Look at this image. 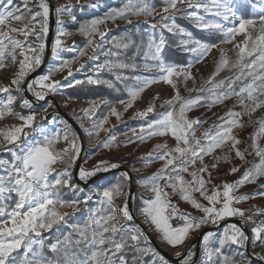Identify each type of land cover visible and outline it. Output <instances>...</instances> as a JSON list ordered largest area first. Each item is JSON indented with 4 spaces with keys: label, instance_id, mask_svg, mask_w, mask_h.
Masks as SVG:
<instances>
[{
    "label": "snow or ice",
    "instance_id": "1",
    "mask_svg": "<svg viewBox=\"0 0 264 264\" xmlns=\"http://www.w3.org/2000/svg\"><path fill=\"white\" fill-rule=\"evenodd\" d=\"M37 10L28 7L29 0H21L23 7L16 5L14 0H0V69H3L5 62L10 58L13 64L18 60V71L11 80V85H14L17 92L22 91L20 85L23 83L25 76L29 71L39 67L42 61V55L45 50V38L48 34V17L49 4L46 0H36ZM94 6V5H92ZM188 8H203L206 12H211L212 15L220 17L223 20L232 18L238 23H234L232 27L225 28L218 22H206L196 12L186 13L196 22V27L201 30H218L223 34L221 43H231L237 36H243V40L235 44L237 51V59L234 63L224 58V53L221 52V59L217 64L216 71L212 77L205 81V84L211 87L205 88L201 86L197 91L195 98L184 100L177 92L172 99L166 101L171 108L179 104L178 110H169L160 114L158 119L148 122L140 128V133L137 138L144 141L146 138L153 136H165L169 133L175 140V146L167 149V145H156L154 151L155 156H150L148 162L153 160L163 161V166L157 173L142 182V186L147 187L154 193V198L145 201L146 208H143L142 214L150 220L155 226L157 232L161 234V238L170 246L177 247L184 243L189 233L201 227V225L211 221L216 223L225 217L239 216L245 217V212L234 207V204H239L246 200L247 196H235L237 189L246 183H255L257 179L264 178V147H260L256 140L264 137V119L257 121L259 127L251 139V145L255 150V156L259 158L258 163H254L250 168L246 169L242 176L233 183H224L222 192L219 188L214 187L211 194H208L207 185L211 183V173L208 166L204 164V157L211 155L216 149L221 148L226 143L230 142V150L235 152V156L240 160L245 159L243 152L239 150L237 145L241 142L233 134L234 128H241L239 118L243 114L249 115L257 109L264 108V15L259 17V31L253 37L249 29L255 30L256 20L246 19L238 15L232 5L227 3V0H164V7L160 20L151 23V28L156 29L157 26L161 29H166L168 32L181 33L185 39H181L178 47L183 51L192 53L196 59L195 63H199L208 52L217 47L215 44L204 43L199 39H195L192 35L185 31L175 23H166L169 19L167 15L172 11H179L181 7ZM72 5H61L56 8V14L59 18L61 15L70 12ZM255 7V5H254ZM155 11L148 0H128L127 4L120 9H112L104 18L94 19L87 24L80 26V33L87 38L85 48L79 53L80 56L86 55V49H92V56L89 59H96L97 50L101 43L95 42L94 37L99 36L100 42L104 41L107 35L106 31H101L100 26L107 21L115 22L117 19H124L131 23V16H151ZM264 11V9H262ZM75 21V17H72ZM14 22L20 23L22 27H15ZM59 26L60 20L57 19ZM66 33L62 28L58 27L57 37L52 44L53 59H58V51L61 50L63 41L60 37ZM23 37V40L17 37ZM29 37H34L37 42L35 45L29 43ZM166 41L161 35L159 41L155 39L149 41L147 51L144 52L145 59H151L157 63L154 65H145L146 71H151L152 68H157L160 75L158 78L141 79L140 77H132L136 80L137 86L127 88L129 99L125 102V111L132 107L133 102L139 95L149 86L154 83L163 82L171 85L174 89L176 83L173 77H183L186 81L194 78L191 76L190 69L192 63L181 65L176 63H165L160 53L163 50ZM135 46L136 54L140 52V45L135 44L132 39L116 40L114 38L112 47L118 50H128ZM119 51H105V57H119ZM255 54V55H254ZM246 57H254L246 61ZM72 60H64L58 65L51 67L50 71L33 80L28 85V90L32 91L36 99L44 100L47 94H57L63 87H73V83L67 85L59 80H54L52 77L56 73L63 72L68 69V76L72 75L71 64ZM81 68L84 65L80 66ZM135 63L122 62L118 59H108L104 63L98 64L94 71L107 69L115 76L116 81H124L129 79L128 76L117 72V69L135 70ZM239 69V75L235 79L228 81L220 80L214 82V77L223 69ZM79 71V69H77ZM67 80V76L64 78ZM239 82L238 91L234 85ZM75 85L84 84L85 81L76 80ZM88 84H104L109 88L114 86V82L110 80L93 79L89 77L86 81ZM36 89H39L38 91ZM0 92H9V87L0 88ZM235 96L238 105L243 108V113L229 110L225 116L219 118V123L213 125L215 132L211 135L210 130L203 133L201 138L195 137V125L203 123L198 119H187L186 113L193 107L201 104L202 101L210 102L211 105L223 103L225 100ZM15 97L8 95L7 100H0V119L4 118L6 112L11 113ZM92 106L84 110V116L92 119L98 107L97 102H91ZM107 103V101H104ZM23 108L31 110V104L25 100L21 105ZM153 111V106H149L145 111L137 113L138 116H146ZM111 115L117 120L121 118V114L113 107ZM22 123L19 126H13L10 130H0V138L6 145H12L11 151L13 159L7 161L0 159V169L3 170V175H0V217L5 219L0 220V264H17V258L13 253L18 250H23L21 264H129L123 253L132 252L131 264H142L141 257L152 253L157 255L154 249L148 245L147 238L142 232L125 226L122 221H130L133 219L128 208V194L123 190V184L118 183L106 187L102 192L98 193L101 196L99 206L91 209V214L84 226L73 225V230L78 236V239H71V234L65 236L63 240H57L55 243L47 245L50 252L54 254L55 259H46L42 255V249L45 247L43 239H40V230H48L54 224H58L64 219V215L57 211V205L60 208H72L76 210L80 203H87L90 197H86L84 201L77 199H63L60 194L61 188H68L75 191L78 186L71 183L72 176L69 169L75 163L79 154V146L77 138L68 130L65 131L62 139L67 143V147L57 152L53 146L57 144L61 137L59 133L55 136L44 135L42 141H37L34 144H27L21 152L15 149L19 147V141L22 137L26 138L27 133L25 128L32 127L35 120V113L30 111L27 116L19 115L16 117ZM108 117L105 116L98 123L94 122L95 135L104 129V124ZM133 132L136 130L133 129ZM69 135L73 138L69 140ZM93 135V132H89ZM116 140L115 135H109L102 142V147L110 148L114 146ZM132 142V141H129ZM223 159L228 161V157H216V162ZM178 162V163H177ZM63 163L65 168L62 172L56 173V176L49 179L55 171L54 165ZM200 164L199 168H194L189 171L190 167ZM117 164L108 165L106 162H101L92 171L81 169L79 178L86 180L99 171H108L109 168H116ZM216 167V163L211 165ZM237 167H232L229 174L238 172ZM183 173H187L191 180H185ZM207 173V179L203 174ZM127 180L126 173L122 174ZM163 181V184H161ZM165 188H171L172 193H178L180 199L190 204L193 208L203 213V216L197 220L191 216H185L178 213L174 205L170 203L169 193L165 192ZM198 192L200 196L207 201L209 206L199 203L194 198V193ZM117 198H123L124 204L121 207L114 205L113 201ZM14 200V205L9 207L6 201ZM219 205V207H217ZM264 215V212L256 213ZM170 218H179L183 220V224L178 227H173L169 220ZM252 220V216L247 218ZM10 225V226H9ZM251 243L257 246L264 247V220L251 229ZM213 233H205L202 238L204 247V257L209 264L213 260V256H221L220 264H251L245 254L240 253L242 257L240 261L223 256L222 249L226 244L237 245L244 247L249 241L247 236L236 225H230L225 228L223 235L219 238V247L214 250L208 248V241ZM143 241V243H141ZM75 246L74 252H67L65 248L71 249ZM83 246V247H81ZM192 252L183 258L181 264H189L192 258ZM180 256V253H177ZM264 259V258H262ZM163 261V257H160Z\"/></svg>",
    "mask_w": 264,
    "mask_h": 264
},
{
    "label": "rangeland",
    "instance_id": "2",
    "mask_svg": "<svg viewBox=\"0 0 264 264\" xmlns=\"http://www.w3.org/2000/svg\"><path fill=\"white\" fill-rule=\"evenodd\" d=\"M16 1L17 2L19 1L21 3V0H16ZM49 1L56 5V3H59L61 0H46L47 3ZM111 1L112 0H108L105 4L102 5V7L106 4H109ZM199 2H204V0H199ZM227 3H229L230 5L233 6V8L236 10L237 14H238V9L240 6H242V4H247L249 6L251 13L254 15L250 19L256 20L255 30L249 29V31H250L251 35L253 37H255V35L258 34L259 27H260L259 17L261 15H264V11H262V9H264V0H227ZM61 5H67V4H60L58 7H60ZM71 5H72V7L75 5H79V6L87 5L89 7L90 11H96L97 9H99V8L93 9V7H92L93 3L92 2L91 3L86 2L84 4H71ZM254 5H255V7H254ZM28 7L32 8V9L37 8L38 5H37L36 0H29ZM58 7H56V8H58ZM72 7L70 9V12L64 14L66 17L65 19L58 18L56 11H55L56 8L54 9V12L56 14V17H55L56 28L54 30L52 41H51V49H50V55L48 58V62L46 64V67L43 70V72L41 74H39L38 76H36L34 79H32L28 83V85L33 80H36L39 77L47 74L48 73L47 71H48V69H50L51 66L58 65L61 58L64 55L75 54L77 49H78V46L82 43V41L78 38H75V37L68 38V34L64 31L66 34L64 36L60 37L63 42L71 41L74 39H77L78 42H77L76 47L74 48L73 51L62 46L61 50L58 51V57L59 58L56 60L53 59L52 44L57 37L58 27L62 28L63 22L72 19V16H71ZM162 9H158L156 11V13L157 14L162 13ZM186 9H187L188 13L196 12L206 22H218V23H221L225 28L232 27L234 25V23H238V21H234L232 18H229L228 20H223L220 17H216V16L212 15L211 12H206L203 8L196 9V8H188L186 6ZM167 15L169 16V19L165 22L169 23V24L174 23L173 18H172L173 11L169 12ZM57 19L60 20L59 26L57 24ZM102 26H100V30L106 31L107 35L104 38L105 41L101 43L100 48L97 50L96 59H89L88 58L89 56L93 55L92 49H91L90 52L86 55V57L83 58L78 65L71 67V70H72L71 76H68V69L66 68L63 72H60L59 74H57L52 79L59 80V81H61V83L65 84V85H67L69 82H72L74 84V82L76 81V77H78L80 75H85V74L93 75L90 77H92L93 79H96L94 77V75L96 73H98L100 70L97 72V71H94V69L96 68V66L98 64H100L99 63V60L101 58V55H100L101 52L100 51L106 43V38L108 37V35L112 31L110 24L105 23L103 29H102ZM21 27H22V25H21ZM107 28H110V31ZM148 31L150 32V35H153V33L156 31V29H153V28H151V26H149ZM203 31H208V30H203ZM48 32H49V17H48ZM169 33L174 34L181 39L186 38L181 33H179L178 31L169 32ZM47 37H48V34H47ZM93 39L95 42L99 43L100 38L98 35L95 36ZM22 40H23V37H22ZM242 40H243V36H237L236 39L231 43H219L217 45V47L212 48L208 52V54L199 63H195L196 57L192 53L188 52L192 56V59L189 60V63L190 62L192 63V67L190 69V72H191V76L194 78V80L188 79L185 81L183 79V77H173V80L176 83L175 89L171 85L165 84L162 81L152 84L151 86L146 88L139 95V97L134 101L133 106L130 107L129 109H127V111H125V105H121L117 108L116 111L121 114L120 119H128L132 115H135L139 112L145 111L149 106H153V111L150 112V113H153L155 110H157L161 106V104L170 100L177 92L178 93L183 92L185 94L186 93H192L194 91V89L196 88V84H197L196 76L206 77L208 74L214 73L216 71L217 64L221 59V52L224 53V58H226L230 64L233 63L234 61H236L238 49H235L234 46L236 43H239ZM28 42L32 43L33 45H35L37 43L35 41L34 37H29ZM45 45H46V41H45ZM147 50L148 49L146 48L145 52ZM45 52H46V46H45L44 53L42 55V61H41L40 66L42 65ZM160 55H161V53H160ZM156 63H157L156 61L144 58V65H143V69L141 70V76H140V78L142 80L145 78L155 79V78L159 77L160 73H159L157 68H152L151 71L145 70V65L151 66V65H154ZM5 64H6V66L3 69H0V88L9 87V90H10L12 88H15L14 85H11V80L14 78L15 73L18 71V63L13 64L11 61H9V62H5ZM81 65H84V67L81 68L80 67ZM39 67H36L33 70L29 71L28 74L25 76V78H27L30 74L37 71L39 69ZM77 69H79V71H77ZM227 70H228V68H225V69L221 70L217 75H222ZM66 76H67V80L64 79ZM25 78H24V80H26ZM88 78L89 77H87V79ZM182 81H185L187 83V84H185V86H183V88H181ZM28 85H27L28 93L32 97L36 98L35 95L33 94V92L28 90ZM64 88H66V87H63L59 91V93H57V94H50V93L47 94L45 99L42 100L39 104H36L35 101H29V103L32 106L31 110L37 111V113H35V117L38 118L40 121L36 124L35 127L32 128L31 133L27 134L26 138L22 137L21 140H23V142H20V141L18 142L19 147L15 149L18 153L21 152V150L27 144H34L37 141H42L44 135L55 136L57 133H59L61 139L57 144H55L53 146V148L55 151L59 152L68 146L67 143L65 141H63V139H62L65 131L68 130L70 133L74 134L73 131L76 130L78 132V135L76 137V135L74 134V136L77 138V144H78L80 150H79V154H78L75 162L77 161L78 157L81 154L79 172L81 169H84L86 171H92L101 162H106L108 165L117 164L118 167L124 166L129 170V172L132 176V183H133L135 190H136V184L138 182H137V179L133 177V173H140L141 171H143V170H141L140 167L145 168V167L151 166L150 163L148 162V160H149L150 156H155L157 154L154 151L155 146L156 145H167L166 150H170L175 146L176 142L169 133L168 135H165V136H153V137L147 138L142 143V145L140 147H135L134 144H132V145L125 146V147H119L116 150V152L113 154H106L104 156H99V157H94V158L87 157V151L89 149L93 148L90 145V143H88V141H87L88 137L90 136L89 132L91 131V132L95 133V129L93 127V124H94V122L98 123L100 120L96 119L94 115L92 116L91 120L88 119L87 117H85L84 116V110L88 109L92 105L88 102H80L79 101V103H78V101L67 100L62 93ZM238 89H237V91H238ZM36 90L38 91L39 89H36ZM8 95H9V92L8 93L0 92V100L6 101ZM50 97H52L54 100H52ZM261 99H264V97H262ZM23 102L21 103V105L23 104ZM21 105L18 108H20ZM18 108L12 110V112H11V114L13 115L12 119H7V120L0 119V130H5V131L10 130L14 126L13 125L14 120H19L16 118L17 115H15L16 114L15 111ZM229 110H232L234 112L243 113V108L238 105L237 98L235 96L225 100L223 103H219V105H216L210 109L202 108V109H199V110L192 112L188 119H198L200 121H203V123L194 126V128L196 129L195 130V137L201 138L203 133H204L205 128H208V130H210V132H209L210 135L212 133H214L215 128L213 127V125H215L214 124L215 121L218 120L223 115L224 112L229 111ZM150 113H148V114H150ZM252 114H254L257 119L264 118V108L257 109ZM21 115L27 116L29 114L28 113H21ZM239 120H240V123L243 125V127L234 128L232 134L235 133L238 139L244 141V149L241 151L245 155L244 163L251 165L252 163H250V160L258 158L255 156V150L251 146L253 144V140L251 139V137L254 136V134L256 133V131L258 129H255L254 127H247L246 126L247 122L245 120L244 115H242L239 118ZM117 121L118 120L116 119L115 116L109 114L108 120L104 124L105 130H101L99 132V134H101L102 132H106L109 128L114 126ZM18 122H19V124L17 126H19L22 123V121H20V120ZM138 132H139V129H137L135 131V133H138ZM72 138H73V136L69 135V140H71ZM262 141H264V137L258 138L256 140V143L260 146V143ZM11 148H13L12 145H6L5 142H3L2 138H0V159H4L7 161H9V160L6 157H11V159H13L11 151L8 150ZM216 150H218L219 152L223 151L224 147L222 146L221 148H218ZM218 151H216V153ZM216 153L213 152L211 155H206L204 158H206V160H207V158L211 159L210 162L215 161V156L217 155ZM156 161L157 160H153L151 163L156 162ZM139 163H140V165H139ZM137 166H138V169L136 168ZM74 167H75V165L69 169V171L71 172L72 179H74V175H73ZM118 167H116V168H118ZM64 168L65 167H62L60 165V163H57L56 165H54L55 171L51 174L49 179H52L53 177H55L56 173L62 172L64 170ZM116 168H109L108 171L116 169ZM79 172H78L77 176H78V179L82 182H85L94 176V175L90 176L86 180H81L79 178ZM101 172H105V171H99V172H96V174L101 173ZM3 174H4L3 170L0 169V175H3ZM214 180L216 182H220L217 177ZM256 182H257V180H256ZM256 182L245 184L246 185L245 187H247V188H249L248 186L252 187V188H249L250 190H246L241 195V196H247L248 197L245 201H248V200L257 201L259 199H264V184L260 183L259 185H256ZM99 183H101V181H99L98 183H96L92 186H89L87 188L76 189L75 191L71 190L73 192V198L72 199L78 198L81 201H84L86 197H90V199H88V200H92L95 197H98L101 199V196L98 194L101 192L99 190ZM126 193L128 194V192H126ZM234 195L236 196V192L234 193ZM10 202H12L14 204V200L9 199L6 201V204L9 207H10ZM113 203L117 207H121L124 204V199L119 198V200H116V202H113ZM83 204L84 203L78 204L76 210H73L72 208H68V207L60 208L59 205H57V211L60 214L64 215V218H65L68 215H72V214L74 215L75 212L78 211L83 206ZM217 207H219V206L217 205ZM137 209L139 212V216L136 215L135 217L138 221V224H136V226L133 225V226H129V227L134 228V229L138 230L139 232H142L146 238L148 236L147 241L148 242L150 241L153 244V245L151 244L149 247L154 249V251H155L154 246L157 245L158 247L163 249L165 252H167L172 257H180L183 254H185L184 257H186L188 255L189 251H191L193 254L192 249L194 248V246L192 243H193L194 239L197 237V235L200 232H202L206 228L210 227V226L206 225L207 223L201 225V227L199 229L189 233L188 237L186 238V240L184 241L183 244L178 245L177 247H172L166 241H164L161 238V234L156 231L155 226L151 224L150 220L143 217L142 212L140 211V205ZM263 210H264V208H263ZM202 216H203L202 212L198 215H191V217H193L197 220H199ZM3 219H5V217H0V220H3ZM231 219H238V220L242 221L243 226L245 228H247L248 232H249V238L250 239L246 243V245L248 244V249H249L250 255H252L254 258L259 259L260 261H264V259H262V258H264V247L257 246V245H254L251 243L250 233H251V229L253 227H252V225H248V223H250V221L243 220V218H241L239 216H232ZM63 221H64V219L62 221H60L58 224H54L52 226V228H50L48 230L41 229L39 238L43 239V241H44V235L49 233L51 230L55 229L56 227H58L61 223H63ZM123 222L128 223L129 221H122V223ZM220 222L221 221L218 220L216 222L217 223L216 226H218V224ZM230 225H236V224L228 223V224L222 226L219 229L220 234L219 235L213 234V236L210 237L208 242H210L211 244L213 243V245H218L219 244V238L223 235L225 228H228ZM141 243H143V241H141ZM246 245L244 247H239L236 245V247L240 248L242 250H246ZM201 249L202 250L204 249L203 244H202V239L200 241V251H201V255H204L202 253ZM16 253H21L23 255V250L22 249L18 250V252H16ZM155 253L158 254L157 252H155ZM177 253H180V256H177ZM149 254L153 255L152 253H149ZM153 257L156 259H160L158 255H155V256L153 255ZM205 262L206 261L203 260V256H202L201 262L199 264H207Z\"/></svg>",
    "mask_w": 264,
    "mask_h": 264
},
{
    "label": "trees",
    "instance_id": "3",
    "mask_svg": "<svg viewBox=\"0 0 264 264\" xmlns=\"http://www.w3.org/2000/svg\"><path fill=\"white\" fill-rule=\"evenodd\" d=\"M128 0H112L109 4L104 5L103 7L97 9L96 11H90L89 7L87 5L85 6H79L75 5L72 7V17H75V21H65L62 24L63 30L68 34V38H78L82 41V43L78 46V49L75 54H66L64 55L59 64L64 61V60H72L73 63L71 64L70 67L76 66L80 63V61L86 57V55L90 52L91 48L86 49V55L80 56L79 53L82 49L85 48V45L87 43V38L80 33V26L82 24H87L90 21L94 19H101L104 18L112 9H120L124 7L125 4H127ZM16 5H20L23 7L22 3H19L17 1H14ZM148 3L154 7L155 11L152 13L151 16H144V15H139V16H131L129 17L131 19V23H128L124 19H117L115 22H112L111 20L107 21L106 23L110 25H114V29L110 32L108 37L106 38V43L101 49V58L99 60V63H104L105 60L108 59H118L122 62H127V63H135L137 65L135 70L131 69H125V70H120L117 69V72H120L122 75L128 76L129 79L124 80V81H116L115 76L109 72L107 69H101L98 73L94 75L96 79H101V80H110L114 82V86L112 88L107 87L104 84H88L86 83L87 77L93 76V75H80L76 77V80H82L85 81L84 84L81 85H75L73 84V87H66L62 91L63 95L65 98L69 101H82V102H88L92 105L91 102L95 101L98 104V107L96 108L95 111V118L102 120L105 116L108 117V115L111 112V108H117L121 105L119 101H127L129 99L127 88L130 87H136L137 86V81L134 79H131L132 77H140L141 76V70L143 69L144 65V52L147 48V45L150 40L155 39L156 41L159 40L160 36L163 35L164 39L166 41V44L163 48V51L161 53V57L164 60L165 63H176V64H181V65H188L189 60L192 59V56L186 51H183L181 47H178V43L181 40V38L175 36L174 34L169 33L165 29H161L159 25L156 28V31L153 33V35H150V32L148 31V27L151 25V23L158 22L160 20V16L162 13H156L158 9H162L164 7V0H148ZM183 7L180 8L179 11H173V22L180 27L184 28L185 31L189 32L193 38L199 39L204 43L208 44H215L218 45L221 43L223 40V34L220 33L218 30H208V31H203L201 29H198L196 27V22L190 18L188 15H186L187 12L182 11ZM34 11L37 10V8L33 9ZM238 14L243 16L246 19H250L254 15L251 13L250 8L247 4H242V6L239 7L238 9ZM102 26V25H101ZM121 40V39H132L135 41V44L140 45V52L134 56V53H136V48L135 46L129 48L128 50H118L112 47V42L114 40ZM47 37L45 38L46 41ZM119 51L121 54L119 57H105L103 53L105 51ZM255 55V54H254ZM254 57H246V61L250 60ZM235 62V61H234ZM233 62V63H234ZM52 67V66H51ZM50 67V69H51ZM49 69V71H50ZM59 73H56L54 76H56ZM213 73L208 74L206 77H200L196 76V88L199 89L201 86H204L205 88L211 87V85L205 84V81L208 80L210 77H212ZM239 75V69H231L227 70L225 73L222 75H216L214 77V82H218L220 80H225L228 81L230 79H235V77ZM26 79V78H25ZM25 81V80H24ZM23 81V83H24ZM20 85L22 89V85ZM187 84L185 81H182L181 83V88ZM240 87V83L237 82L234 85V88L237 90ZM10 94L15 97L13 104L11 105L12 110L18 108L21 103L25 99V95L23 93V90L20 92H17L15 90H11ZM197 91H193L192 93H183L179 92V96L183 98L184 100L190 99V98H195L197 96ZM172 99V98H171ZM104 101H107V103H104ZM134 103V102H133ZM219 105V104H216ZM216 105H211L210 102L202 101L200 105L193 107L190 111L186 113V118L188 119L190 114L196 110L205 108V109H210ZM133 106V105H132ZM129 109V108H128ZM179 109V104L177 103L175 105V108H171L168 104L165 102L161 104V106L155 110L150 115L147 116H138L137 114L130 116L128 119H119L114 126L109 128L106 132H102L99 135H90L88 137V143L93 147L92 149H89L87 151V157L89 158H94V157H99V156H104L106 154H113L116 152V150L119 147H125L134 144L135 147L141 146V144L144 141L139 140L137 137L141 135L139 134L135 135L134 132L132 131L133 129H136L139 126H145L148 122H151L152 120L158 119L160 114H163L169 110H178ZM228 111L224 112L223 116H225V113ZM246 120V126L247 127H254L255 129H258L259 125L257 121L264 119H257L254 114H251V117L247 114H243ZM13 115L11 113H5L4 118L2 120H7V119H12ZM40 120L36 118L33 121L32 127L26 128L24 131L29 134L32 131V128L36 126V124ZM219 123V119L215 121L214 124ZM208 128H205L204 132L207 131ZM73 133L78 135V132L76 130L73 131ZM115 135L116 140L114 142V146L110 148H104L102 147V142L106 140V138L109 135ZM171 135V134H170ZM236 137V135L234 134ZM132 141V142H129ZM20 142H23L21 140ZM230 142L225 144V151L221 153L220 157L227 156V151L229 149ZM9 161H11V157H6ZM76 163V162H75ZM75 163L72 165L74 166ZM62 167H65L63 163H60ZM124 173L121 172H115L112 173L108 176H105L102 178L101 183H99V187L101 191H103L104 188L109 187L114 184L122 183L123 184V190L125 192L129 191L131 182L127 179H124V176L122 175ZM99 181L91 184L90 186L98 183ZM71 183L76 184L75 180L72 179ZM77 185V184H76ZM77 189H83L80 185H77ZM60 194L63 199H72L73 198V192L68 189V188H61L60 189ZM135 194V193H134ZM99 201L100 198L95 197L92 200H88L87 203L83 204V206L75 212L73 215H68L64 218L63 223H61L58 227L55 229L51 230L49 233L44 235V244L45 247L41 250L42 255L46 259H55L54 254L49 251L47 245L51 243H55L57 240H63L65 236H69L71 234V239H78V236L73 230V225L77 226H84V224L87 222L90 214H91V209L96 208L99 206ZM14 204L10 202V207L13 206ZM138 205L135 202L134 195L132 197V211L134 215L139 216L138 212ZM124 223V222H123ZM125 226H136V223L131 220L128 223H124ZM148 238V236H147ZM152 242H148L147 246H150ZM153 245V244H152ZM83 247V246H81ZM219 247L218 245H213V250L215 248ZM193 256L191 260L189 261V264H199L201 262V251H199V255L197 259L195 260V249L193 248ZM65 251L71 253L75 251V246L73 245L71 249L65 248ZM223 256H227L229 258L235 259L237 261H240L242 257L239 255L240 253L245 254L248 260L251 261V264H264V261H260L257 258H254L253 256H250L246 253L245 250H242L240 248H237L236 246L232 244H226L223 249L221 250ZM156 252V251H155ZM125 255V258L129 261V264H131L132 260V252L128 251L126 253H123ZM159 258L161 257L159 254H157ZM13 256L17 258V264H21V253H14ZM222 259L221 256H214L213 257V264H220V260ZM142 264H171L167 260L163 258V261L160 259H156L153 257V255L147 254L143 255L141 257ZM195 260V261H194ZM194 261V262H193ZM209 264V262H205Z\"/></svg>",
    "mask_w": 264,
    "mask_h": 264
},
{
    "label": "crops",
    "instance_id": "4",
    "mask_svg": "<svg viewBox=\"0 0 264 264\" xmlns=\"http://www.w3.org/2000/svg\"><path fill=\"white\" fill-rule=\"evenodd\" d=\"M181 10L188 13V11L186 9V6L183 7ZM14 25H15V27H21V24L17 23V22H14ZM17 38L22 40V37L18 36ZM162 51H161V53H162ZM186 53H188V52H186ZM19 59H20V57L18 56L17 57V63H18ZM9 61H11L10 58L6 62H9ZM47 72H49V69H48ZM53 77H55V76H53ZM15 89L16 88L10 89L9 90V94H10L11 90H15ZM80 102H82V101H80ZM150 114H152V113H150ZM150 114H147V115H150ZM141 127L142 126H139L135 130H137V129L140 130ZM139 132L138 133L134 132V134L137 135V134H139ZM236 138H237V136H236ZM240 142L241 143L239 145H237V147L239 148L240 151H242L244 149V141L240 140ZM223 147L225 148V145H223ZM260 147H264V141H262L260 143ZM216 151H218V150H215L214 152L216 153ZM224 151H225V149L223 151H220V152L218 151L216 153L217 155L215 156V158L216 157H220L221 153L224 152ZM227 153H228L227 154V157H228V161L227 162H225L223 159H220L219 162H216V160L210 162L211 159L207 158V160H206V158H204L203 162H204L205 165L208 166L209 172L211 173V183L207 185L208 194H211V191L213 190L214 187L219 188V190L222 192V185L224 183H233V182H235L236 180H238L242 176L243 172L246 169L250 168L254 163H258V161H259V158H256V159L250 160V163H252L251 165L245 164L244 160L242 161V160H240L239 158H237L235 156V152L230 150V146H229V149H228ZM163 163H164L163 161L157 160L156 162L150 163L151 166H148V167H145V168L140 167L141 170H143L140 173H133V177L136 178L137 182H138L136 184V190H135V194H134V199H135L136 204L138 205L137 207H139V205H140V211L143 208L147 207V204L145 203V201H148V200H151V199L154 198V193L152 191H150L149 188L142 186V182L146 181L149 177L153 176V174L157 173L158 170L163 166ZM213 163H216V167L215 168L211 167V165ZM139 165H140V163H139ZM199 167H200V164L197 163L195 166L190 167L189 171H193L194 168H199ZM232 167H237L239 169V171L234 173V174H229V172H230ZM136 168L138 169V166ZM182 175L184 176L185 180H191V177L187 173H183ZM203 175L207 179V173H205ZM216 177L219 179L220 182H216L214 180ZM260 183L264 184V178L257 179L256 185H259ZM161 184H163V181H161ZM245 186L246 185L244 184L243 186H241V187H239L237 189L236 196H239V195L241 196L246 190H250L249 188H252L251 186H248V185L247 186L249 188H247ZM99 190L101 191L100 187H99ZM164 191L169 193L170 203L172 205H174L175 207L181 208L188 216L198 215V214L201 213L197 209L193 208L190 204H188L185 201H183L182 199H180V196H179L178 193L173 194L171 188H165ZM194 198L199 203H201V204H203L205 206H209L207 204V201L204 200L200 196V194L198 192L194 193ZM116 200H119V198L115 199L113 202H116ZM236 205H237L236 208H239V209H241V210H243L245 212V217L243 218V220L249 221L247 218L249 216H252V220L250 221V223H248V225H252V227H255L262 220H264V215L256 214L258 212H264V210H263V208H264V199H259L257 201H254V200L245 201L244 200L243 202H241L239 204H236ZM253 207H259L261 211H257ZM143 217L146 218L145 215H143ZM228 219H231V217H225L224 219H222L220 221L222 222V221H225V220H228ZM251 236H252V232L250 233V237ZM234 246H236V245H234Z\"/></svg>",
    "mask_w": 264,
    "mask_h": 264
},
{
    "label": "water",
    "instance_id": "5",
    "mask_svg": "<svg viewBox=\"0 0 264 264\" xmlns=\"http://www.w3.org/2000/svg\"><path fill=\"white\" fill-rule=\"evenodd\" d=\"M49 4V32H48V37H47V40H46V52H45V55H44V59H43V62H42V65L39 67V69L37 71H35L34 73L30 74L26 80L24 81L23 85H22V90H23V93L25 95V99L24 100H27V101H35L36 104H39L41 102V100H37L36 98L32 97L28 91H27V85L28 83L34 79L36 76H38L39 74H41L43 72V70L45 69L46 67V64L48 62V58H49V55H50V49H51V41H52V37H53V33H54V30L56 28V14L54 12V9L56 8L55 7V4L52 3V2H48ZM71 16H72V10H71ZM52 100H54L52 97H50ZM80 161H81V154L80 156L78 157L76 163H75V167H74V172H73V175H74V180L76 182L77 185H80L82 188H87L89 187L91 184L101 180L102 178H104L105 176H108L112 173H115V172H121V173H126L127 176H128V180L131 182V185H130V188H129V191H128V200H127V203H128V208H129V211H130V214L132 215L133 217V221L138 224V221L132 211V197L135 193V187L132 183V176L129 172V170L124 167V166H120L116 169H113V170H110V171H105V172H101V173H98L96 175H94L93 177H91L90 179H88L87 181L85 182H82L78 179V172H79V166H80ZM228 223H233V224H236L247 236H249V232H248V229L245 228L242 224V221L241 220H238V219H228V220H225V221H222L218 224L217 227H211V228H206L204 231L200 232L197 237L194 239L193 241V246H194V249H195V260L197 259L198 255H199V251H200V241L203 237V235L205 233H213V232H216L218 229H220L222 226L228 224ZM155 247V251L161 256L163 257L165 260H167L168 262H170L171 264H181V261L183 260L184 258V255L183 254L182 256L180 257H172L171 255H169L167 252H165L163 249H161L160 247H158L157 245L154 246ZM246 253L248 255H250L249 253V249H248V244L246 245ZM252 256V255H250ZM194 260V261H195ZM193 261V262H194Z\"/></svg>",
    "mask_w": 264,
    "mask_h": 264
},
{
    "label": "bare ground",
    "instance_id": "6",
    "mask_svg": "<svg viewBox=\"0 0 264 264\" xmlns=\"http://www.w3.org/2000/svg\"><path fill=\"white\" fill-rule=\"evenodd\" d=\"M108 0H61L59 3H56L55 7H58L60 4H84L86 2H92L94 6L93 9H97V8H100L102 7L103 4H105ZM60 19H65V15H61L59 17ZM78 40L77 39H74V40H71V41H65L63 42L62 46L65 47V48H68L70 50H74V48L76 47V44H77ZM166 89V88H165ZM64 99V98H63ZM42 101V100H41ZM79 103V102H78ZM30 111L33 112V113H37V111H33V110H29L27 108H23V107H20L18 108L15 112L16 114L15 115H21V113H28L30 114ZM19 120H14L13 122V125L14 126H17L19 124L18 122Z\"/></svg>",
    "mask_w": 264,
    "mask_h": 264
},
{
    "label": "built area",
    "instance_id": "7",
    "mask_svg": "<svg viewBox=\"0 0 264 264\" xmlns=\"http://www.w3.org/2000/svg\"><path fill=\"white\" fill-rule=\"evenodd\" d=\"M73 20V19H71ZM104 28V25L102 26V29ZM109 31H110V28H107ZM111 29L113 30L114 29V25H111ZM103 31V30H102ZM105 41V39H104ZM103 41V42H104ZM99 43H102L100 42V39H99ZM75 52V51H74ZM219 206V205H218ZM234 207H237L236 204L233 205ZM255 210L257 211H261L259 207H253ZM176 209L178 210V213L179 214H182V215H185V216H188L181 208L179 207H176ZM169 223L173 226V227H178V226H181L183 224V220L179 219V218H170L169 220ZM207 226H210L209 228L211 227H217V223H212L211 221H209L207 224ZM214 235H219L220 234V230L218 229L216 232L213 233ZM208 248L209 249H212L213 250V243L211 244L210 242H208ZM202 250V249H201ZM202 253L204 254V249L202 250ZM203 256V260L206 261L204 255ZM207 262V261H206ZM211 264H213V260L211 262Z\"/></svg>",
    "mask_w": 264,
    "mask_h": 264
}]
</instances>
